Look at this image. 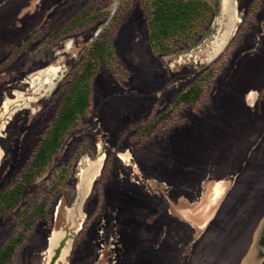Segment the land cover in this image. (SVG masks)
<instances>
[{
  "label": "rangeland",
  "instance_id": "rangeland-1",
  "mask_svg": "<svg viewBox=\"0 0 264 264\" xmlns=\"http://www.w3.org/2000/svg\"><path fill=\"white\" fill-rule=\"evenodd\" d=\"M200 1L189 37L153 45L150 0H0V264H49L62 240L52 264H264L244 258L264 213V0ZM86 70L85 113L7 207Z\"/></svg>",
  "mask_w": 264,
  "mask_h": 264
},
{
  "label": "trees",
  "instance_id": "trees-1",
  "mask_svg": "<svg viewBox=\"0 0 264 264\" xmlns=\"http://www.w3.org/2000/svg\"><path fill=\"white\" fill-rule=\"evenodd\" d=\"M152 11L148 16V31L151 43L156 44L159 37H171L175 34H182L189 37L192 28L205 18V12L209 9L206 2L200 0H150ZM159 45V44H157ZM160 49H166L159 45ZM89 71H84L77 79L74 86L70 87L66 94H75L76 96H65L63 104L58 112L49 132L46 134L31 163L32 167L42 169L50 159V155L57 150L63 140L64 133L73 125V122L84 114L88 104ZM192 92H186L181 95L184 100L194 98ZM190 97V98H188ZM31 170L30 175L32 172ZM27 179L26 182H28ZM19 193L13 189L6 194L7 207H13L18 202ZM12 249L7 246L3 255L10 254ZM59 250L54 258L58 256ZM53 260V261H54Z\"/></svg>",
  "mask_w": 264,
  "mask_h": 264
},
{
  "label": "flooded vegetation",
  "instance_id": "flooded-vegetation-1",
  "mask_svg": "<svg viewBox=\"0 0 264 264\" xmlns=\"http://www.w3.org/2000/svg\"><path fill=\"white\" fill-rule=\"evenodd\" d=\"M234 31H236V28H235V25L233 26V30L231 31V34L234 32ZM227 43L225 44V46L227 47V46H229L230 44H229V40L228 41H226ZM226 47H225V49H226ZM91 77H90V79H89V88H91L92 87V81H91ZM69 94H65L64 95V97L65 96H68ZM93 94L91 93H88V101L90 100V97L92 96ZM69 96H76L75 94H70ZM64 99V98H63ZM62 99V100H63ZM62 104H63V102H62ZM62 104H61V106H62ZM61 106H60V108H61ZM60 108H59V110H60ZM59 112V111H58ZM85 113V112H84ZM162 116V114L161 115H158L156 118H154L153 120H151L148 124H146L144 127H143V130L145 131V136L147 135V136H152L153 134H155L156 132H157V128H158V124H157V120H158V118L159 117H161ZM166 117H169L170 119H168L169 120V122H171V123H173L174 122V117H173V114L171 113V112H167L166 113ZM76 122V120L73 122V124ZM172 127H175V125H172ZM72 128V125L67 129V131L64 133V136H65V134L69 131V129H71ZM64 136H63V138H64ZM42 142V141H41ZM41 144V143H40ZM39 144V145H40ZM63 144H64V141L62 140V142L59 144V147L57 148V150L53 153V155L54 154H58V152L61 150V148H62V146H63ZM39 147V146H38ZM36 153V152H35ZM32 160H33V158H32ZM32 160H31V163H32ZM50 160V159H49ZM49 160H48V162H49ZM47 162V163H48ZM31 163L27 166V167H25V172H24V174H23V177H22V181H21V183L20 184H18V185H16L15 187H13V189H15V190H17L18 191V193H19V196H21L22 195V192L24 191V184H26V183H28V182H26L27 181V179H29V174H30V171L31 170H34V169H36L35 167H32L31 166ZM46 166V165H45ZM45 166L43 167V168H45ZM26 185H28V184H26ZM13 189H11V190H13ZM10 190V191H11ZM80 208V207H79ZM81 210V209H80ZM35 216H40L41 217V219H43V220H46V218L48 217V213H47V211H46V207H44V204H39L38 206H37V208L36 209H34V212H33V215H32V217H31V219H30V215H28V217H29V219L28 220H26V222L24 223V225H23V227H22V229L24 230V229H26V231H29L30 230V228H32L35 224H34V222H32V220L34 219V217ZM74 224V226H75V223H73ZM72 224V225H73ZM74 226H71V227H74ZM25 231V232H26ZM25 232H23L24 234H25ZM76 232V231H75ZM49 234V237H48V241H49V239L51 238V236H52V232H49L48 233ZM64 241L62 240L60 243H59V245L55 248V250H54V254H53V256H52V258H51V260H50V263L49 264H52V262H53V260H54V258H55V256H56V254H57V251L59 250V252L62 250V243H63ZM69 252H70V250H69ZM59 254V253H58ZM68 256H69V254H68ZM58 257V256H57ZM56 257V258H57Z\"/></svg>",
  "mask_w": 264,
  "mask_h": 264
},
{
  "label": "crops",
  "instance_id": "crops-1",
  "mask_svg": "<svg viewBox=\"0 0 264 264\" xmlns=\"http://www.w3.org/2000/svg\"><path fill=\"white\" fill-rule=\"evenodd\" d=\"M249 246H252L253 254L248 256V253H246L247 255L244 256V258L248 257V261L251 258H254L253 256L255 255V257H258L260 260L261 256L264 255V213L254 226Z\"/></svg>",
  "mask_w": 264,
  "mask_h": 264
},
{
  "label": "bare ground",
  "instance_id": "bare-ground-1",
  "mask_svg": "<svg viewBox=\"0 0 264 264\" xmlns=\"http://www.w3.org/2000/svg\"><path fill=\"white\" fill-rule=\"evenodd\" d=\"M226 29H227V27H226ZM225 35V34H224ZM224 37V36H223ZM226 38V37H225ZM220 43H222V42H220ZM214 47H215V45H214ZM219 49V48H218ZM49 68V67H48ZM37 75V74H36ZM38 76V75H37ZM43 76V75H42ZM55 81V80H54ZM43 86V85H42ZM44 87H46V86H44ZM32 90V89H31ZM4 106H6V105H4ZM83 174V173H82ZM81 193V192H80ZM219 193H220V189L219 188H216L215 189V194H213V197H217L218 195H219ZM80 197H81V194H80ZM69 245H70V243L69 242H67L66 244H65V246L62 248V251H61V254H60V256H59V259H58V262L59 263H63L64 261H65V259L68 257V247H69ZM53 247V240H50L49 241V248L51 249Z\"/></svg>",
  "mask_w": 264,
  "mask_h": 264
}]
</instances>
